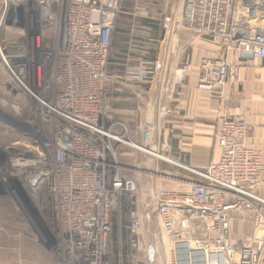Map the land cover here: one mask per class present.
Segmentation results:
<instances>
[{"label":"built area","instance_id":"1","mask_svg":"<svg viewBox=\"0 0 264 264\" xmlns=\"http://www.w3.org/2000/svg\"><path fill=\"white\" fill-rule=\"evenodd\" d=\"M15 2L27 9L29 24L18 27L26 42L3 47L0 39V65L13 78L6 87L21 90L29 103L6 97L5 105L41 119L54 133L52 140L26 144L0 141L9 177L23 182L11 192L20 203L23 193L32 200L42 192L53 195L63 264H111L113 215H119L124 199L130 200L132 246L142 244L150 215L142 210L134 170L124 174L117 164L108 176L115 141L145 150L105 123L113 96L111 48L123 0H4L5 12ZM183 26L217 38L226 52L249 51L264 61V0H185ZM231 73L227 60L206 59L198 88L223 87ZM127 74L150 81L155 67L140 62L128 66ZM250 129L243 117H224L219 160L196 170L200 179L189 191L163 192L156 211L171 240L167 264H264V198L255 192L264 151L249 145ZM237 213L250 216L255 227L250 237H234Z\"/></svg>","mask_w":264,"mask_h":264},{"label":"crops","instance_id":"2","mask_svg":"<svg viewBox=\"0 0 264 264\" xmlns=\"http://www.w3.org/2000/svg\"><path fill=\"white\" fill-rule=\"evenodd\" d=\"M122 4L111 48L113 96L105 123L145 150L115 141L116 157L110 154L108 176H113L117 164L124 174L134 170L140 179L142 210L152 214L164 191H189L200 179L196 170L219 160L217 136L224 117L245 118L251 126L249 145L264 151V61L249 51L226 52L217 38L183 26L185 0H123ZM4 13L0 0V30ZM137 26L144 35L136 33ZM11 38L7 43L22 40L20 34ZM206 59H225L232 71L226 84L214 91L198 88L200 66ZM140 62L155 67L150 81L128 76V66ZM2 81L0 76L5 88ZM255 192L264 198V173ZM253 228L250 216L236 214L235 238L250 237Z\"/></svg>","mask_w":264,"mask_h":264},{"label":"rangeland","instance_id":"3","mask_svg":"<svg viewBox=\"0 0 264 264\" xmlns=\"http://www.w3.org/2000/svg\"><path fill=\"white\" fill-rule=\"evenodd\" d=\"M154 11L156 13L157 10ZM162 11L158 10L159 13ZM3 16L0 39L5 47L13 42L7 43L13 34H20L19 26L29 24V19L26 6L20 2L13 3ZM135 30L137 34L144 35L139 26ZM20 36L22 40L18 42H26V38L21 34ZM0 76L5 87L0 86V141H18L26 144L36 138L52 140L53 129L41 119H31L29 116L27 118V114H19L5 105L6 97L16 98L26 105L29 98L21 90L11 91L6 87L9 82L13 83V78L1 65ZM17 93L22 94L21 97H18ZM5 161V152H0V264H63L64 253L59 247V224L55 215L53 195L42 192L38 200H32L27 193L22 192L23 196L18 195L20 203L13 196L11 189L23 186V182L9 177V168ZM152 210V214L146 218L149 223H146L141 232L142 244L134 247L129 241L126 256L122 236L124 209H121L117 237L111 244L116 264H167L171 240L161 226L156 209ZM119 215L117 214L118 217ZM127 221L129 224V217Z\"/></svg>","mask_w":264,"mask_h":264},{"label":"trees","instance_id":"4","mask_svg":"<svg viewBox=\"0 0 264 264\" xmlns=\"http://www.w3.org/2000/svg\"><path fill=\"white\" fill-rule=\"evenodd\" d=\"M124 205L125 208H124V212H123V219H125L123 221V241H124V244L126 246V250H125V255L127 256L128 255V249H129V241L131 242V234H130V231H129V224H128V221H127V217H129V213H130V200L129 198H125L124 199ZM117 213L115 212L114 215H113V226H112V230L110 232V236H109V250H110V258H111V264H116V261H114V255H112V250H111V244H112V241L113 239H115V237H117V226H118V218H117ZM117 251V250H116ZM117 253V252H116ZM117 256V255H116Z\"/></svg>","mask_w":264,"mask_h":264}]
</instances>
